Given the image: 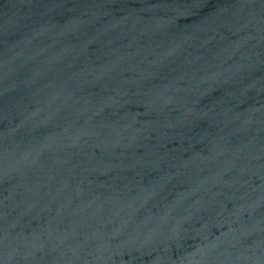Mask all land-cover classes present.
I'll use <instances>...</instances> for the list:
<instances>
[{
	"label": "water",
	"instance_id": "95a60500",
	"mask_svg": "<svg viewBox=\"0 0 264 264\" xmlns=\"http://www.w3.org/2000/svg\"><path fill=\"white\" fill-rule=\"evenodd\" d=\"M0 264H264V0H0Z\"/></svg>",
	"mask_w": 264,
	"mask_h": 264
}]
</instances>
